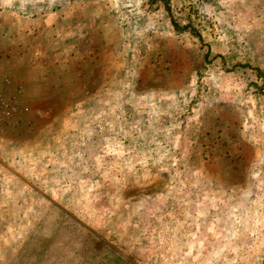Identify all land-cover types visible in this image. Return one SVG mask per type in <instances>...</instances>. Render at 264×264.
Segmentation results:
<instances>
[{"label": "rangeland", "instance_id": "rangeland-1", "mask_svg": "<svg viewBox=\"0 0 264 264\" xmlns=\"http://www.w3.org/2000/svg\"><path fill=\"white\" fill-rule=\"evenodd\" d=\"M0 264H264V0H0Z\"/></svg>", "mask_w": 264, "mask_h": 264}, {"label": "built area", "instance_id": "built-area-1", "mask_svg": "<svg viewBox=\"0 0 264 264\" xmlns=\"http://www.w3.org/2000/svg\"><path fill=\"white\" fill-rule=\"evenodd\" d=\"M5 113H6V115H8L9 114V110H6Z\"/></svg>", "mask_w": 264, "mask_h": 264}]
</instances>
